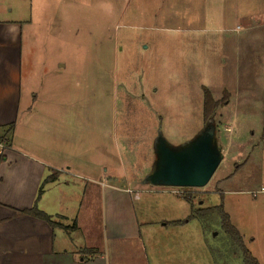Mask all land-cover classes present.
Instances as JSON below:
<instances>
[{
    "label": "rangeland",
    "instance_id": "obj_1",
    "mask_svg": "<svg viewBox=\"0 0 264 264\" xmlns=\"http://www.w3.org/2000/svg\"><path fill=\"white\" fill-rule=\"evenodd\" d=\"M249 1L0 0V19H26L21 23V69L23 89L35 95V99L31 97V106H40V94L53 99V103L55 99L73 103L74 114L80 118L79 129L88 138V144L81 138V156H94L96 160L99 148L104 145L110 151L107 163L115 168V174L122 178L120 181L125 177L130 182L143 179L148 172L146 165L153 159L151 139L156 128L173 142L186 135L191 137L200 128V114L193 110L200 98L197 85L207 83L208 75L201 76V72L188 65L186 56L190 49L184 39L187 17L217 18L218 25L210 23V28L225 27L230 33L236 25L244 29L246 24H253V19L241 18L246 7L253 8ZM214 30L207 33L214 34ZM223 96L224 92L216 100ZM192 106L193 113L189 110ZM218 123L216 138L223 122ZM246 123L252 129L257 127L255 119ZM222 133L228 136L224 130ZM247 134L251 136L249 129ZM249 136L248 141L252 138ZM261 153L263 150H255L251 160L236 172L239 160L247 156L245 143L237 145L229 141L208 183L179 189V196H174L185 209L190 202L180 195L195 194L194 207L205 208L221 202L218 189L256 188L262 161L257 164L253 159ZM74 180L79 181L72 187L76 195L84 182ZM243 197L245 200L240 205L233 203L237 212L243 211L242 215L235 217L231 213V216L234 222L235 218L246 219L240 234L244 235L247 249L260 252L258 259L263 262L261 218L245 216L249 209H261V204L244 205L251 195ZM164 205L154 194H140L134 201L143 223L141 237L122 245L116 263L147 264L148 257L151 264H242L240 255L233 254L235 248L219 223L210 224L205 231L201 221L194 218L184 230L170 226L160 230L159 219L170 217L164 213ZM184 212L175 216L183 218L188 209ZM82 217L75 240L101 246V207L91 206L83 222ZM64 221L71 223L72 219L68 217Z\"/></svg>",
    "mask_w": 264,
    "mask_h": 264
},
{
    "label": "crops",
    "instance_id": "obj_2",
    "mask_svg": "<svg viewBox=\"0 0 264 264\" xmlns=\"http://www.w3.org/2000/svg\"><path fill=\"white\" fill-rule=\"evenodd\" d=\"M249 2L253 3V8L246 7L241 18L253 19V24H246L244 29L236 25L230 33L225 27L210 28V23L218 25L217 18L187 17L184 39L190 49L186 56L189 58L188 65L201 72V76L203 73L208 75L207 83L197 85L200 98L193 110L197 115L200 114L201 124L191 137L186 135L175 142L160 131L173 146L190 141L204 127L202 86L210 89L215 99L220 98L223 92L228 93L227 101L212 116L216 131L220 124L218 121L223 122L222 131L220 135L217 132L216 138L221 153L229 141L237 145L245 143L247 156L239 160L237 172L251 160L255 150H263L253 159L257 164L262 161L256 188L217 190L222 196L224 210L240 233L246 219L239 217L234 222L231 213L235 217L242 215L243 211L237 212L233 203L240 205L245 200V194H250L251 199L245 201L244 205L249 202L261 204L259 210L249 209L246 218L260 217L264 226V191H260L261 186H264V141L261 139L264 126V0ZM23 21L26 22V19H0V126L14 123L10 143L3 149L0 160V264H118L116 260L122 245L141 237L140 226L143 223L134 206L140 194H154L166 203L164 213L170 217L159 219L162 221L160 230L168 226L175 230L188 228L190 220L181 224L171 222L185 219L191 212V203L184 209L178 197L174 196H179L173 192L174 187L145 183L157 158V128L156 135L151 139L153 159L146 165L147 174L143 175V179L129 182L124 177L120 181L122 178L115 174V168L107 163L110 151L104 145L99 148V158L96 160L94 156H81V138L87 140V144L88 138L79 129L80 118L74 114L73 103L56 99L53 103V99L40 94V106H31V97L35 99V95L27 88L23 89L22 85ZM210 29L216 32L207 33ZM219 31L222 34H218ZM192 109L193 106L189 108ZM190 117L189 114L188 119ZM250 119L256 120L255 129L246 123ZM248 129L251 136L247 134ZM223 130L228 136L222 133ZM150 135L152 133L149 131L147 136ZM248 136L252 137L249 141ZM52 171L57 173L56 179L45 185L38 207L47 214L61 215V222L65 225L75 220V228L51 229L38 218L18 213L33 204L40 182ZM74 178L84 182L76 195L72 189L77 181ZM127 183L137 186H120ZM98 205L102 216L101 246L76 241L74 234L80 228V217L83 215V222L91 206ZM186 209L188 212L183 218L175 216L182 211L185 213ZM68 217L72 219L71 223H65ZM84 230L89 231V228ZM84 249H96L97 253L84 252ZM249 251L259 261L260 252ZM147 264H151L148 257Z\"/></svg>",
    "mask_w": 264,
    "mask_h": 264
},
{
    "label": "water",
    "instance_id": "obj_3",
    "mask_svg": "<svg viewBox=\"0 0 264 264\" xmlns=\"http://www.w3.org/2000/svg\"><path fill=\"white\" fill-rule=\"evenodd\" d=\"M215 131L211 117L193 139L178 146L171 145L159 132L155 143L157 158L145 183L178 188L206 185L223 158Z\"/></svg>",
    "mask_w": 264,
    "mask_h": 264
},
{
    "label": "trees",
    "instance_id": "obj_4",
    "mask_svg": "<svg viewBox=\"0 0 264 264\" xmlns=\"http://www.w3.org/2000/svg\"><path fill=\"white\" fill-rule=\"evenodd\" d=\"M229 98L228 93L224 92L223 98L220 100H216L213 98L211 91L202 86V120L204 125L211 119L214 114L215 109L221 103H225ZM14 130V123H10L6 126H0V142H4L8 145L10 143L11 135ZM261 139L264 141V126L261 132ZM2 154H0V160L2 159ZM57 173L52 171L47 176H45L40 182L37 193L34 199L33 204L28 207L18 211L21 215H29L35 218H38L44 222H46L51 229L56 227H60L64 230H68L70 228L76 227L75 220L70 225H65L61 222V215H51L42 211L38 207V202L44 193L45 185L48 182H52L56 179ZM184 189H188L185 187ZM185 200L191 203V212L190 214L183 220L172 221V224H181L188 222L191 219L198 218L201 221L203 229L206 231L207 227L212 223H219L222 231L227 235L230 242L234 246L235 250L233 251L234 255L239 254L242 260V264H264L263 262L258 261L252 253L247 249L244 244L243 236L240 234L238 229L231 223L230 217L227 212L223 208L222 202L217 205H212L205 208H195L193 205V198L195 194H182L180 195ZM84 252H89L91 254H96V249H84Z\"/></svg>",
    "mask_w": 264,
    "mask_h": 264
},
{
    "label": "built area",
    "instance_id": "obj_5",
    "mask_svg": "<svg viewBox=\"0 0 264 264\" xmlns=\"http://www.w3.org/2000/svg\"><path fill=\"white\" fill-rule=\"evenodd\" d=\"M6 147V144L4 142H0V154L3 152V149ZM179 189H183V188H178V187H174V193L178 194L180 193ZM260 191H264V186H261Z\"/></svg>",
    "mask_w": 264,
    "mask_h": 264
}]
</instances>
